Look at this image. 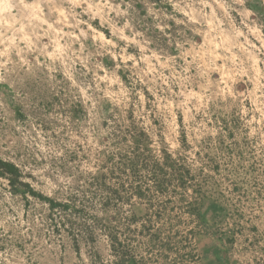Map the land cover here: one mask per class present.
Wrapping results in <instances>:
<instances>
[{
  "label": "rangeland",
  "instance_id": "374dc122",
  "mask_svg": "<svg viewBox=\"0 0 264 264\" xmlns=\"http://www.w3.org/2000/svg\"><path fill=\"white\" fill-rule=\"evenodd\" d=\"M129 129L205 183L198 202L88 205L121 225L125 264H264V0H0V160L65 200ZM95 234L75 244L0 176V264L116 263Z\"/></svg>",
  "mask_w": 264,
  "mask_h": 264
},
{
  "label": "trees",
  "instance_id": "16d2710c",
  "mask_svg": "<svg viewBox=\"0 0 264 264\" xmlns=\"http://www.w3.org/2000/svg\"><path fill=\"white\" fill-rule=\"evenodd\" d=\"M127 132L132 138V145L124 150L112 151L98 171L88 177L85 185L65 200L58 201L36 193L30 183L23 180L20 167L11 161L0 160V176L8 179L13 193L23 196L29 193L48 202L50 211L59 215L60 230H67L75 244L78 245L81 239L93 242L97 229L106 233L112 241V251L118 257L114 264H125L129 261L125 259L129 249L126 240L121 239V235H125L121 225L108 223L107 218L100 216L92 206L94 211H88V205H100L101 212L107 215L109 206L117 211L120 205H134V198L136 202L148 205L168 203L170 196L177 193L184 198L190 187L199 195L195 199L198 202L204 196L201 185L205 183H197L196 175L179 157L174 158L165 150L161 154L152 153L145 131L129 129ZM178 189L182 192H177ZM167 194L170 196L167 197ZM162 195L166 196L165 200L160 198Z\"/></svg>",
  "mask_w": 264,
  "mask_h": 264
}]
</instances>
